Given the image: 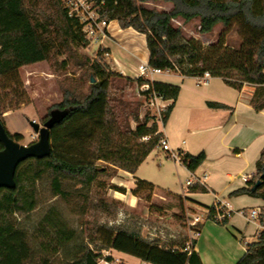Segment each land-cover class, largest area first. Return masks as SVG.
<instances>
[{
	"label": "trees",
	"instance_id": "obj_1",
	"mask_svg": "<svg viewBox=\"0 0 264 264\" xmlns=\"http://www.w3.org/2000/svg\"><path fill=\"white\" fill-rule=\"evenodd\" d=\"M95 1H102L100 14L105 21L115 20L120 28H132L144 35L149 66L170 69L182 76L208 72L238 90L244 83L252 85L250 103L255 110L264 109V0H153L170 2L172 7L168 11L144 7L142 3L148 0ZM59 2L0 0V122L16 141L22 139V134L6 129L3 113L18 109L28 100L18 69L48 61L58 76L59 70L66 68L72 49L87 44L81 25L67 16ZM177 17L183 21L198 18L200 33L210 32L218 23L223 29L215 43L204 45L194 37L185 38L180 28L171 25V20ZM234 27L239 38L237 46L226 42ZM105 51L99 50L97 59L84 58L73 63L83 72L71 80L72 84L58 81L62 98L51 105L49 112L59 109L66 114L50 130V154L22 161L15 171V187L0 188V264H98L100 259L112 261L111 256L102 254L109 249L151 264H202L193 250L195 239L191 240L189 252L173 250L176 244L166 245L157 238L143 237L136 223L111 225L92 221L91 227L86 222L74 226L54 203L48 204L37 220H30L40 204L36 184L45 178L49 180L50 197L61 200L71 214L84 216L91 205L110 214L111 207L103 199L91 201L92 185L100 175L111 178L118 169L134 173L158 146L162 135L157 132L155 120L149 123L146 116L132 127L129 116L135 118L137 111H128L116 93L122 89L113 80L122 75L101 62ZM64 54L68 57L58 64V56ZM125 78L137 85L149 82L157 95L171 100L162 112L164 125L180 87L141 76ZM84 84L85 88H80ZM207 105L227 107L209 101ZM144 136L147 140L142 139ZM204 159L203 151L195 155L186 153L183 164L194 171ZM263 164L264 147L255 163L253 179L230 195L247 194L264 202V177L252 188L260 179ZM111 187L122 193L126 191L116 184ZM153 189L152 183L137 178L131 193L141 197V191L152 193ZM188 191L206 192L207 188L195 183ZM149 195L145 198L149 199ZM204 207L209 210L210 218L212 205ZM260 209L263 218L264 205ZM201 226L198 224L196 228L200 231ZM186 241L177 246L184 247ZM245 247L235 264H264L263 235Z\"/></svg>",
	"mask_w": 264,
	"mask_h": 264
},
{
	"label": "crops",
	"instance_id": "obj_2",
	"mask_svg": "<svg viewBox=\"0 0 264 264\" xmlns=\"http://www.w3.org/2000/svg\"><path fill=\"white\" fill-rule=\"evenodd\" d=\"M110 27L111 31L107 32L102 43L103 48L106 49L103 55L113 66L114 71L125 77H137L138 65L142 60H147L148 55L144 35L142 34V39L141 33L132 28H120L115 20L110 22ZM142 48L143 51H141ZM123 56H130L131 60H123ZM160 75L169 76L164 73L157 74L153 75L152 80L168 82L180 87L168 118L165 124L160 127L162 136L171 149L192 155L203 151L205 159L196 170L190 171L184 164L170 159L167 152L157 146L141 164L156 150L155 155H159L158 171L162 167L167 171L166 164H172L176 171H183L187 176L191 172L197 176L204 173L207 191H185L182 194L172 192L165 188L166 184H162L163 175H160V172L154 176H146L140 172V164L134 173L118 169L117 174L126 179V183L120 185L126 191L122 193L113 190L112 197L126 202L129 208L135 207L138 198L131 193V189L135 187L136 179L140 178L152 183L155 190H164L173 195L187 197L186 202L190 208L194 209L205 210L204 206L209 202H204L200 197L208 193L212 197L218 196L217 189L221 192L226 191L227 199L221 200L226 202L231 209L233 202H238V200H246L245 203L258 208L263 206L264 202L261 204L260 200L262 199L259 197L247 194L230 195L233 190L246 186L247 182L241 179V175L248 174L251 176L249 180L253 179L256 172L255 163L264 147V109L255 110L250 103L254 86L244 83L238 90L227 85L220 77H210L208 84L204 87L188 89L184 79L192 76L178 74L180 81L172 82L159 78ZM208 101L222 103L227 107L212 108L207 105ZM13 112H5L4 118H9ZM237 208V210L250 209L244 204ZM254 232L255 229L249 232L247 229L236 227L232 215L223 225L213 221H204L195 238L193 250L198 254L202 264H235L244 254L246 243L255 239ZM252 236L254 238H251ZM105 252L114 259L120 258L122 262L123 257L128 255L114 249L105 250ZM98 264H114V262L104 261L103 263L98 262ZM139 264L151 263L139 259Z\"/></svg>",
	"mask_w": 264,
	"mask_h": 264
},
{
	"label": "rangeland",
	"instance_id": "obj_3",
	"mask_svg": "<svg viewBox=\"0 0 264 264\" xmlns=\"http://www.w3.org/2000/svg\"><path fill=\"white\" fill-rule=\"evenodd\" d=\"M42 5L44 4L42 3ZM142 5L149 9L155 8L157 10L165 11L170 10L172 7V4L168 1L148 0L143 2ZM198 24V18L183 21L182 18L178 17L171 20V25L173 27L180 28L185 38L194 37L201 41L204 45L215 43L223 29V26L218 23L210 32L200 33L198 31ZM107 29L108 31H111L110 24ZM141 37L143 39L142 34ZM226 42L228 45L237 46L239 38L235 27L227 34ZM102 49H104L102 44L98 45L97 43H91L88 41L85 46L74 47L72 49V54L69 56L71 59H67L68 63L66 68L60 69L58 76L54 73V70L51 68L48 61L24 65L18 69L23 85L22 88L26 92L28 100L16 109L19 111L7 110L14 112L7 119L3 116V122L9 132H19L22 134V139L18 141L19 143L29 144L38 139L37 134L33 132L31 126L29 125V120H35L42 125V123L47 119L51 105L59 102L62 98L58 81L60 80L65 83H71L72 79H75L83 72V70L76 69L73 63H77L78 59H81L82 61L84 58H88L90 60L97 59V52ZM141 51H143V48ZM65 57H68L67 54L58 56L57 63L59 64ZM122 59L128 61L131 60L130 56H123ZM101 62L105 63L108 69L114 71L113 66L107 61L104 55L101 56ZM158 77L172 82L180 81L178 74H169V76L160 75ZM184 82L188 89L198 87V85H196L195 78L193 77H186ZM113 84L117 88L122 89L121 91H116V93L119 94L123 105L128 108V111H137V116H135V118H132L131 115L129 116L132 127L135 125L136 121H143L146 116L150 119L149 123L158 118L157 107H149L143 102V98L139 95L136 86L137 84L135 82L128 80L122 75V77L114 79ZM85 86L86 84H84V86H80V88L84 89ZM204 86L205 85H202L201 87ZM3 103L6 104V101H3ZM157 125L158 129H160L161 123L157 122ZM143 140H147V138ZM156 152L157 151L155 150L146 159V161L141 164L140 172L146 176H154L156 173L160 172L159 174L163 175V181L161 182H163L162 184H166L164 185L165 188L179 194L188 191V187L185 185V179L188 178L189 175L187 176L185 172L180 170L176 171L172 164H166L165 169H167V171H165L163 167L162 169L160 168V171H158L157 164L159 155H155ZM158 154H160V152H158ZM125 181L126 179L117 174V172H115L114 176L111 178L108 175H100L97 182L92 185L89 196L93 202L98 199H103V201L110 205L111 213H106L100 208L91 205L88 212L84 216H77L76 214H71L70 209L61 200L50 197L49 180L45 178L36 184L40 204L38 209L31 213L30 220L32 222L37 220L43 214L47 205L54 203L59 207L64 217L74 226H78L79 222H86V226L91 227L92 221L98 224L108 223L111 225H132L133 223H136V225L140 227L143 237L147 239L157 238L166 245H180L181 242L192 237L193 234L190 232L191 227L189 226L188 221L191 219L192 213L202 214L204 216V210L190 208L189 204L186 202L187 197L177 196L164 190L155 189H153L152 193L147 190L141 191V197L137 196L138 199L136 206L129 208L126 202L116 200L112 197V191L114 189L111 185L116 184L120 186L122 183H126ZM216 192L218 193V197L220 199H227L226 191L221 192L217 189ZM147 193L150 194L149 199L145 198ZM200 198L204 202H209L208 205H211L214 201V196L212 197L210 193L203 194ZM245 201L246 200H238V202L232 201V209L237 210V207L241 204H244L248 208L257 207L255 205L245 203ZM260 203L262 204L263 201L260 200ZM232 219L234 225L239 229H247L249 232L254 231L255 229V226L252 223L246 222V220L236 212L232 214ZM204 221H213L214 223L219 224L210 218H205ZM251 238L254 237L252 236ZM105 253L107 252H102L103 255L107 256L108 254ZM123 258L122 262L120 258L114 259V257H112V262H114V264H139V259L132 255L128 254ZM104 261V259H100L98 262L103 263Z\"/></svg>",
	"mask_w": 264,
	"mask_h": 264
},
{
	"label": "built area",
	"instance_id": "obj_4",
	"mask_svg": "<svg viewBox=\"0 0 264 264\" xmlns=\"http://www.w3.org/2000/svg\"><path fill=\"white\" fill-rule=\"evenodd\" d=\"M60 5L67 14L68 17L76 19L81 25V31L84 34L85 39L88 42L97 43L101 45L103 40L107 36L108 26L111 21H105L101 18L100 14V5L101 2H96L95 0H59ZM171 74L176 73L170 69H159L151 67L148 65L147 60H142L138 65V76L152 80L153 75L157 74ZM210 75L208 72H204L202 75L194 76L196 85L202 86L207 85L210 80ZM139 95L142 96L143 102L149 107H157L158 118L155 119L156 123L161 122L162 112L169 105L171 100L163 99L161 96L157 95L150 87L149 82H144L140 85H136ZM157 132L161 133V129H158ZM162 135V133H161ZM147 136H144L142 139H146ZM158 146L167 152V155L170 159L177 163L183 164L184 152L173 150L169 147L164 136H161ZM206 175L203 173L197 176L195 173L191 172L189 177L185 180V185L187 187L197 183L201 186L206 187L205 185ZM251 178L250 175H241V179L247 182ZM207 188V187H206ZM212 214L210 219L216 222H222L225 219H229L230 216L236 212L240 214L246 222L252 223L255 226L254 236L258 238L260 235L264 236V217H261V209L258 207L250 209H239L233 211L229 205L222 201L217 195H214V201L212 202ZM205 212L202 214L192 213L191 219H189L190 232L193 234L190 239L185 242L184 247L180 248L177 245L172 247L173 250H182L189 252L191 250L192 244L191 240L195 239L199 230L196 228L198 224L204 222L205 218L208 219L209 210L205 208Z\"/></svg>",
	"mask_w": 264,
	"mask_h": 264
},
{
	"label": "water",
	"instance_id": "obj_5",
	"mask_svg": "<svg viewBox=\"0 0 264 264\" xmlns=\"http://www.w3.org/2000/svg\"><path fill=\"white\" fill-rule=\"evenodd\" d=\"M93 81L94 79L91 77V82ZM65 114L64 110L52 109L42 125L35 120H29V125L38 136L36 141L29 144H21L10 138L0 122V144L2 145V148H0V188L12 189L15 187V171L22 161L30 157L42 158L50 154V130L64 118ZM263 177L264 164L260 179L255 182L252 188L257 187Z\"/></svg>",
	"mask_w": 264,
	"mask_h": 264
}]
</instances>
